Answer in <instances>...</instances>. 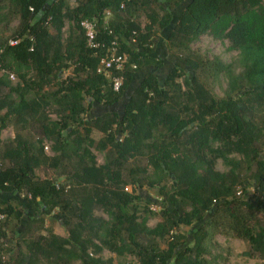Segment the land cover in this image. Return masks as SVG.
Listing matches in <instances>:
<instances>
[{
    "label": "trees",
    "instance_id": "trees-1",
    "mask_svg": "<svg viewBox=\"0 0 264 264\" xmlns=\"http://www.w3.org/2000/svg\"><path fill=\"white\" fill-rule=\"evenodd\" d=\"M10 19L13 29L3 26ZM84 20L96 23L102 47L87 45ZM163 30L166 52L188 74L145 71L163 65ZM202 36L227 41L236 58L195 52ZM112 43L127 56L113 73L123 76L119 91L97 73ZM204 76L225 81L220 97ZM128 90L119 115L87 116L92 103L113 107ZM9 128L13 138L1 139ZM127 187L160 199L143 205ZM0 192L38 214L18 230L11 224L26 211L0 197L6 264H112L104 251L136 259L126 264H219L216 234L246 241L245 256L264 262V0H0ZM47 214L65 236L47 229ZM150 217H159L154 227Z\"/></svg>",
    "mask_w": 264,
    "mask_h": 264
},
{
    "label": "rangeland",
    "instance_id": "rangeland-1",
    "mask_svg": "<svg viewBox=\"0 0 264 264\" xmlns=\"http://www.w3.org/2000/svg\"><path fill=\"white\" fill-rule=\"evenodd\" d=\"M68 2V0H66ZM69 3L72 4L70 6H74L75 0H69ZM142 26L146 24V18L141 19ZM4 27H7V29H13L17 26V22L14 19H10L8 22L3 24ZM5 35H10V30L5 31ZM65 32V31H64ZM168 32L163 30L157 32V45H156V54L160 56V58L163 59V65L161 68H156V67H150L147 68L145 71H149L153 73L157 78L160 80L164 79V77L169 73V70L178 67L184 70L185 74H188L190 71L184 67L182 63H180L178 60H176L173 56L168 54L166 52V40H167ZM64 38H66V34L64 35ZM228 42H218L214 41L211 38L207 36H202L200 39L192 45V49L199 53L200 55L211 59L212 57L216 56L218 57L221 61L225 63H229L232 61L234 58H236V52H231L228 51ZM143 71H140L136 74L135 86ZM203 80L206 82L208 87L219 97L222 95V89L225 87V81L220 80L219 82H213L211 78H207V76L203 77ZM11 81L15 82L16 79L13 77ZM130 91H126L122 98L113 105V107H107L103 106L101 104L97 103H92L91 107L88 109L87 116L88 117H96L99 115H102L104 113H108L109 111L114 112L115 114L119 115L122 112L123 106L127 103L128 97H129ZM257 120L261 122L263 120V115L262 112L258 113ZM7 130H10L7 132ZM1 133V139L9 138L12 135H14V131L12 128H9ZM92 137L95 139H98L100 137V134L97 132L92 133ZM48 147V154H50V149ZM96 156V161L98 165L103 164V154L99 152H95ZM215 169L217 171H222L224 170V167L221 163V161H217L215 164ZM37 174L40 177H47V178H53V174L50 171L47 170H37ZM129 192L134 191L135 194L141 196V203L144 205L143 202L148 201H157L160 198L158 197V194L155 189H149L148 187H135L134 189L132 187H127L126 188ZM252 193V191H250ZM155 207V206H153ZM158 211V210H157ZM154 211V212H157ZM39 215H44L42 213H39ZM33 216H38V214L31 212L30 214L24 213L22 220H21V225L18 226L19 224L15 225L14 223L11 224V226L17 228L20 230L24 223L29 220ZM53 216L48 215V217L45 218L44 225L47 227V229H52L53 231H56L58 235H64L65 231L63 227L61 226L60 222L56 220L55 218H51ZM105 217V216H104ZM55 219V220H53ZM159 220V217H150L148 225L150 227H154ZM43 224V223H42ZM183 230L187 233V243H191L193 241L192 235H191V227H184ZM66 235V234H65ZM213 247H212V253L218 258V263L219 264H264L263 261L259 259H249L245 256V252L248 249V245L246 241L239 240V239H234L230 237H224L222 235L216 234L214 238L212 239ZM161 247H164L163 244L160 245ZM103 256L106 259H109L111 256L112 259V264H126L127 262L134 263L136 262L135 258L131 257H124V258H117L113 255H110L108 252L104 251Z\"/></svg>",
    "mask_w": 264,
    "mask_h": 264
},
{
    "label": "built area",
    "instance_id": "built-area-1",
    "mask_svg": "<svg viewBox=\"0 0 264 264\" xmlns=\"http://www.w3.org/2000/svg\"><path fill=\"white\" fill-rule=\"evenodd\" d=\"M69 3V0H68ZM70 4V3H69ZM72 5V4H70ZM105 15L108 17L109 12H105ZM106 19H104V23ZM80 26L85 32V36L87 39V45L90 48H99L102 47V43L96 40L97 37V25L94 21L84 20L80 23ZM18 43L17 39H11L9 41V45L13 46ZM127 60L126 55L118 54L116 44L112 43L110 45V49H108L107 55L101 59L99 66L97 68V73L104 75L106 78L110 80L112 85L113 91H119L122 83H123V76L114 75L113 73L122 72L124 70V65ZM10 79H13V75H10ZM44 151L48 152V147H44ZM127 190V189H126ZM264 200V199H263ZM151 211H157V207H151ZM2 216H0V219ZM0 264H6V259L2 252H0Z\"/></svg>",
    "mask_w": 264,
    "mask_h": 264
},
{
    "label": "crops",
    "instance_id": "crops-1",
    "mask_svg": "<svg viewBox=\"0 0 264 264\" xmlns=\"http://www.w3.org/2000/svg\"><path fill=\"white\" fill-rule=\"evenodd\" d=\"M10 130H7V132H9ZM6 132V131H5ZM10 138H13V135L11 134V136H10ZM0 197H2V198H4V199H6V200H9V201H12L13 203H16L17 205H19V207L21 208V209H23L24 211H26L28 214H30L31 212L28 210V208H27V205H26V203H25V201H23L22 200V198L21 197H18V196H16V195H14V193H1L0 192ZM25 212V213H26ZM34 213V212H33ZM41 213L42 214H44V211L42 210L41 211ZM40 216V215H39ZM37 216H33V217H31V218H36ZM45 217H48V214L45 216ZM39 218V217H38ZM51 218H54V217H51ZM26 223V222H25ZM150 226V225H149ZM54 233L55 234H58L56 231H54ZM61 236H65V234L64 235H61ZM109 258H111V256L109 257Z\"/></svg>",
    "mask_w": 264,
    "mask_h": 264
}]
</instances>
